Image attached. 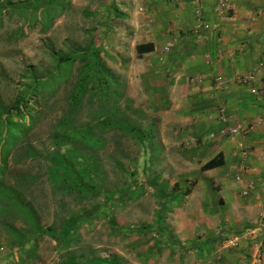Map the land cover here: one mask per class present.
Returning <instances> with one entry per match:
<instances>
[{
	"label": "rangeland",
	"instance_id": "rangeland-1",
	"mask_svg": "<svg viewBox=\"0 0 264 264\" xmlns=\"http://www.w3.org/2000/svg\"><path fill=\"white\" fill-rule=\"evenodd\" d=\"M114 1L116 0H72L73 8L56 23L51 32L44 34L40 28L29 30L27 37L17 42L10 40V34L21 27V23L16 17L6 18L4 28L0 30V95L3 100L8 104L14 101L19 93L18 84L28 67H37L42 73L49 69L50 60L46 55L48 45L57 50L68 51L85 46L95 39L103 42L107 51L113 53L112 44L116 36L110 34L109 29L119 25L127 32L134 29L135 25H141L142 19L147 16L141 0H127L131 6L127 12L129 18L116 21L110 13ZM122 1L118 0V3L122 5ZM141 7L145 8L144 12H140ZM136 37L132 33V38L124 37L122 41L126 63L120 64L106 55L105 59L122 77L127 87V96L134 102V109L141 110L146 115L138 117L126 109L131 121L144 130L153 125L160 150L144 155L132 138L121 132L108 135L107 148L99 152L107 185V206L95 201L81 204L74 197L54 193L46 178L43 156L52 149L51 130L65 107L66 88L51 102V114L41 121L32 136L31 143L42 156L33 161L17 157L11 162L10 178H14V181L15 177L23 174L38 178L37 183L30 187L28 197L39 210L45 226L57 224L71 214H75L74 219L83 218L78 230L80 242L75 254L79 257L84 255L87 258H97L100 260L99 264H115L117 259L122 264H143L153 235L159 234L157 230L160 224L155 221L161 213L164 216L170 215L168 211L175 206L174 215H203L200 208L202 203L210 206L212 201L223 196L221 172L202 170L206 161L215 154L212 143L191 139L195 129L170 127L171 124L168 123H173L174 112L165 117L164 113L154 109V98L149 89L145 88V80L141 77L149 70L150 63L138 55L137 45L144 40L138 38L134 41ZM175 133L182 136V139ZM213 137L224 136L220 132L215 133L212 139ZM226 141V137L225 140L222 139V142ZM223 145L221 143L219 147ZM155 146L154 142L151 143V147ZM132 173L137 174L131 176ZM235 175L229 170V183L235 189L237 198L243 200ZM166 183H170L172 192L175 186L179 189L172 202L167 201L161 193V186ZM229 213L238 219V213H233V210ZM261 213L262 211L256 214L258 220L261 219ZM17 226L21 227V222ZM228 229L230 228L227 227L226 230ZM150 230L157 232L150 233ZM6 238L5 232L0 231L3 244ZM60 260L57 243L47 238L42 241L38 258L32 264H60ZM84 260L80 258L78 264H84Z\"/></svg>",
	"mask_w": 264,
	"mask_h": 264
},
{
	"label": "crops",
	"instance_id": "crops-1",
	"mask_svg": "<svg viewBox=\"0 0 264 264\" xmlns=\"http://www.w3.org/2000/svg\"><path fill=\"white\" fill-rule=\"evenodd\" d=\"M218 1L141 0L147 14L141 25L127 32L119 25L112 27L116 36L112 44L113 59L120 64L127 62L122 51L124 37L132 38L134 33L137 36L134 41L144 40L137 47L152 46L151 52L140 57L150 63L149 70L141 77L154 98V109L165 117L174 112L173 123H168L170 127L195 129L191 139L212 143L215 154L204 165L220 154L225 162L222 168L208 171L221 172L223 196L210 206L202 203L203 215H174L175 206L168 211L170 215L161 213L155 221L160 224L159 234L153 235L143 264H258L257 252L260 250L264 256V233L251 235L264 221V71L258 75L256 84L259 96L252 95L248 86L237 83L238 77L254 72L264 58V0H232L223 18L216 12ZM115 2L128 19L131 6L127 0L122 5L118 0ZM198 10L203 22L220 26L218 31L206 33L201 39L197 36ZM170 42L173 48L166 52ZM219 77L224 79L223 85H219ZM221 104L226 106L231 124L246 121L255 125L245 139L251 148L249 156L243 157L237 140L212 139L224 128L218 114ZM221 143L224 145L219 147ZM229 170L236 174L235 182L243 200L237 198L229 183ZM240 174L255 182L249 196L242 195L244 184L236 181ZM177 193L163 197L172 202ZM231 210L239 214L238 219L230 215ZM260 211L258 220L256 214ZM227 227L230 229L226 230ZM235 237L241 239L238 248L228 244ZM117 262L122 264L119 259Z\"/></svg>",
	"mask_w": 264,
	"mask_h": 264
},
{
	"label": "trees",
	"instance_id": "trees-1",
	"mask_svg": "<svg viewBox=\"0 0 264 264\" xmlns=\"http://www.w3.org/2000/svg\"><path fill=\"white\" fill-rule=\"evenodd\" d=\"M72 8V0H0V30L6 18L16 17L21 27L10 34L13 42L23 40L29 30L37 28L48 34ZM110 13L116 21L126 17L115 1ZM109 32L114 34V28ZM137 51L143 56L152 51V46L140 45ZM46 55L49 69L42 73L37 67H28L12 103L5 102L0 95V231L7 236L4 244L0 239V264H32L47 238L57 243L60 264H78L80 258L85 259L84 264H99L97 258L75 254L83 218L74 219L75 214H71L57 224L45 226L39 210L28 197L38 178L23 174L14 181L10 178L11 162L17 157L33 161L42 156L31 143L32 136L41 121L51 114V102L66 88L65 107L51 130L52 149L43 156L46 178L54 193L74 197L81 204L95 201L107 206V185L99 152L107 148L108 135L123 133L135 140L147 155L160 150L156 129L152 125L144 130L131 121L126 109L138 117L146 115L134 109L122 77L105 59V55L111 58L113 55L103 42L92 39L85 46L68 51L48 45ZM153 142L155 147H151ZM224 165L220 154L202 170L208 172ZM121 170L126 172L124 168ZM178 190L176 186L173 188V192ZM173 192L170 183L161 188L166 198ZM18 222L21 227L17 226Z\"/></svg>",
	"mask_w": 264,
	"mask_h": 264
},
{
	"label": "built area",
	"instance_id": "built-area-1",
	"mask_svg": "<svg viewBox=\"0 0 264 264\" xmlns=\"http://www.w3.org/2000/svg\"><path fill=\"white\" fill-rule=\"evenodd\" d=\"M232 0H219L216 7V12L218 17H225L229 10ZM140 12H144V8L139 9ZM197 36L199 39L204 37V34L218 31L219 24H207L203 22L202 13L200 10L197 11ZM173 48V43H168L165 47L166 52L171 51ZM264 71V58L259 61L256 66L254 72L249 73L244 76H240L237 78V83L242 86H248L252 95L259 96L260 89L256 85L258 83V75ZM219 85L224 84V79L219 77L217 79ZM218 114L221 123L224 125V128L221 131V134L230 139L237 140L238 149L241 151L243 157H247L250 154V148L247 145L245 139L249 136L255 129V125L247 123L246 121H240L235 124H231V121L227 115V108L225 105L221 104L218 106ZM236 181L240 184H244V188L242 189L243 196H249L250 193L255 188V182L251 179H248L244 175L240 174L236 176ZM264 233V221L260 223L251 233L253 236L261 235ZM240 237H235L228 241L230 247L238 248L240 246ZM255 261L258 264H264V256L259 250L255 255Z\"/></svg>",
	"mask_w": 264,
	"mask_h": 264
}]
</instances>
